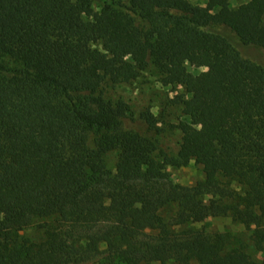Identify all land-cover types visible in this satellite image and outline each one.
<instances>
[{
  "label": "trees",
  "instance_id": "16d2710c",
  "mask_svg": "<svg viewBox=\"0 0 264 264\" xmlns=\"http://www.w3.org/2000/svg\"><path fill=\"white\" fill-rule=\"evenodd\" d=\"M193 1L0 0V264H264V0ZM151 66L184 88L177 154L108 95ZM192 162L205 178L176 183ZM217 217L258 259L198 226Z\"/></svg>",
  "mask_w": 264,
  "mask_h": 264
},
{
  "label": "rangeland",
  "instance_id": "374dc122",
  "mask_svg": "<svg viewBox=\"0 0 264 264\" xmlns=\"http://www.w3.org/2000/svg\"><path fill=\"white\" fill-rule=\"evenodd\" d=\"M247 0H235L232 5L234 7L246 2ZM195 4L201 2L194 0ZM98 9V5H95ZM244 51L253 57H259L256 51L245 49ZM264 61V58H263ZM189 71L199 74L205 71V68H196L192 65L188 66ZM184 92L183 87L166 86L161 82V76L158 70L151 66L148 71L144 72L141 77L126 84L108 87V95L113 100H124L132 108L133 116L125 121L126 129H136V125L142 123L141 115L143 112L150 110L159 121L160 127H164V132L160 135V143L171 154H177L180 148L182 138L181 131L177 125L184 119L182 108L176 103L177 95ZM106 165L109 169L114 170L118 162L116 153H110L106 157ZM210 168L208 164L201 165L192 162L190 165L181 168H168L173 180L176 183L193 186L199 180L205 178V171ZM44 221L38 220L36 223L27 228L23 235L34 241H40L44 237V231L41 230L40 224ZM200 228L209 233H231L240 237L249 245V251L255 259H258L254 251L253 241L251 240V232L245 225L234 222L229 217L211 218L208 222L198 225ZM87 264H108L104 260V255ZM152 264H159L157 262Z\"/></svg>",
  "mask_w": 264,
  "mask_h": 264
}]
</instances>
